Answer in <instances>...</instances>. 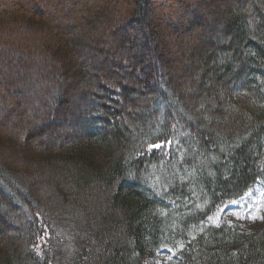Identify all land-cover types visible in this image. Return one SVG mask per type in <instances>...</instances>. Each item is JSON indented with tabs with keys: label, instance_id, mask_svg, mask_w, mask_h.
I'll use <instances>...</instances> for the list:
<instances>
[{
	"label": "trees",
	"instance_id": "trees-1",
	"mask_svg": "<svg viewBox=\"0 0 264 264\" xmlns=\"http://www.w3.org/2000/svg\"><path fill=\"white\" fill-rule=\"evenodd\" d=\"M259 182L264 0H0V264H264Z\"/></svg>",
	"mask_w": 264,
	"mask_h": 264
},
{
	"label": "rangeland",
	"instance_id": "rangeland-1",
	"mask_svg": "<svg viewBox=\"0 0 264 264\" xmlns=\"http://www.w3.org/2000/svg\"><path fill=\"white\" fill-rule=\"evenodd\" d=\"M165 40H168L165 37ZM169 40H171L169 38ZM46 42H44L45 44ZM42 45V43H40ZM35 52L37 54L38 48L37 44L35 45ZM41 50V49H39ZM49 53V50H48ZM47 53V57L49 58V55ZM38 55V54H37ZM35 60L31 62L30 67H36L40 60ZM178 59V58H177ZM44 60V59H43ZM38 63V64H37ZM59 62H56L57 65ZM55 65V66H56ZM39 66V65H38ZM54 68L50 67H44V72H49V75H54L52 72ZM43 73V71H42ZM33 78V77H32ZM34 79V78H33ZM19 84V83H18ZM27 107V106H26ZM31 108V109H30ZM28 109L32 111V105L28 106ZM26 108V112L28 111ZM23 117L19 114L11 115L6 121L4 128L8 129L10 122L16 121V123L20 127L19 121L22 120ZM18 121V122H17ZM16 127H14L15 129ZM17 130V129H16ZM70 134V132L67 130V128L61 127L56 130H53L51 132V135H49L53 138L54 141L57 142L58 139L61 137ZM55 137L57 139L55 140ZM42 136H40V133H37L33 138L30 139V144H28L29 147L32 146V143L36 140H40ZM35 140V141H34ZM29 143V142H28ZM27 144V143H26ZM34 145V144H33ZM29 147H25L24 149L21 146H17L13 151V156L15 157L13 162L16 161V164H19L20 157L27 158L29 152ZM222 224H229L231 225H237L240 228L244 229L247 233H254L256 231H259L260 229L264 228V182H259L254 188H252L244 197H242L239 200H236L232 202L231 204L221 208L214 216L209 218L203 225V228H209V227H219ZM183 247L182 243H179L177 245L176 250L173 249H161L155 252L150 253L149 258L147 260L146 264H171L176 263L177 257L175 251L181 250Z\"/></svg>",
	"mask_w": 264,
	"mask_h": 264
},
{
	"label": "snow or ice",
	"instance_id": "snow-or-ice-1",
	"mask_svg": "<svg viewBox=\"0 0 264 264\" xmlns=\"http://www.w3.org/2000/svg\"><path fill=\"white\" fill-rule=\"evenodd\" d=\"M157 147H158V145H157Z\"/></svg>",
	"mask_w": 264,
	"mask_h": 264
}]
</instances>
